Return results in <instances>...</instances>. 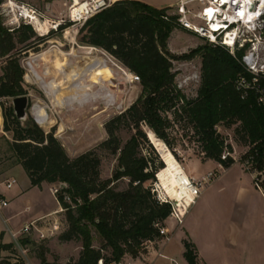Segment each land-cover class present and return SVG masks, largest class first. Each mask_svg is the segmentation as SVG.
<instances>
[{"label": "trees", "instance_id": "16d2710c", "mask_svg": "<svg viewBox=\"0 0 264 264\" xmlns=\"http://www.w3.org/2000/svg\"><path fill=\"white\" fill-rule=\"evenodd\" d=\"M170 10L121 0L80 30L86 33L83 43L104 49L137 75L142 92L129 109L106 123L105 141L74 159L67 155L53 131L46 132L31 118L22 125L12 105L6 106L8 99L27 95L23 87L25 70L17 57L18 45L29 43L36 34L29 26L10 33L0 18V61L5 63L0 77L4 119L0 139L13 134V142L7 141L14 154L13 166L24 168L32 187L61 185L57 199L66 210L69 226L61 240L83 243L81 257L73 264L121 262L126 255L137 256L143 246L159 238L157 225H165L171 206L161 204L152 194L150 184L156 182L166 164L147 132L162 140L175 155L169 133L174 123L169 113L184 120L197 136L204 160H221L226 139L217 130L220 125L238 124L243 145H254L263 137V111L256 98L250 95L243 100L235 87L237 77L244 72L239 62L242 53L234 57L224 47L209 44L184 55L182 59L203 57L201 85L195 99H188L178 88L172 60L179 58L168 49L170 36L178 25L176 16L167 17ZM32 44L26 46L31 48ZM260 83L264 86V79ZM125 129L132 136L122 145L118 134ZM258 149L262 150L261 143ZM99 152H108L117 160L110 179L101 180ZM125 179L129 181L128 188L118 191L116 184ZM92 229L103 241L101 249L93 247ZM3 237L0 234V251L17 252L12 243L1 242ZM184 246L186 262L198 264L196 247L188 241H184ZM104 249L111 250L109 257L102 254Z\"/></svg>", "mask_w": 264, "mask_h": 264}, {"label": "rangeland", "instance_id": "374dc122", "mask_svg": "<svg viewBox=\"0 0 264 264\" xmlns=\"http://www.w3.org/2000/svg\"><path fill=\"white\" fill-rule=\"evenodd\" d=\"M18 1L39 7L45 6V3L42 2V0ZM178 1L179 0H177V2ZM49 3L54 5V10L57 13L63 9L60 2L50 1ZM176 11L177 10L174 7L167 13L171 16H175ZM85 34V32L79 33L76 37L75 43L65 40L63 34H58L50 35L45 38L36 35L29 42L33 43L31 48L26 46L29 43L18 45L19 50L17 57L21 66L25 68V79H27V81L24 79L23 87L27 91V95L30 97L31 101L28 119L31 118L36 125L46 132L53 131L55 137L64 147L67 155L72 159L85 152L94 150L103 141H105L108 138V134L105 129L106 123L129 109L142 92L140 82L131 83L129 78V74L131 72L114 56L104 49L82 42ZM209 44L211 43L207 40H204L191 32L183 30L180 27H177V29H175L170 36L168 43L169 52L179 58L177 60H172L173 72L176 73V83L178 88L188 99H195L198 95L202 79L203 57L201 55H196L192 59H182V57L184 55H189L194 50ZM53 47L60 48V50H63L66 54L72 52L74 53V55L70 56V62L74 63L67 65V68L64 70V75L67 77L65 82H56V86H60V88L64 91V100H67L70 96L80 98L84 96V94L87 93L88 95L90 93L88 96L90 100L87 103H75L72 106L63 104L54 106L56 102L53 101V98H51L48 94V88H46L32 73L30 67L28 66L30 58L33 55L36 56L45 53ZM90 48H93L94 51L89 50ZM76 56H79L78 60L76 59ZM94 58L103 62L100 73L103 75L102 77H105V79L102 77L99 78V75H97L95 83L92 86V80L89 76L78 79L76 75L80 73L84 65L92 62ZM4 66V61H0V77L3 75ZM37 69L41 74L45 75V80L47 82L52 80V71L50 70L51 68L49 63L40 61ZM105 82L108 85V89L105 88ZM101 94H104V96L101 97ZM8 100L9 102L6 106L11 105V99ZM37 104L47 106L52 109L49 112V125H41L33 119V109ZM168 117L174 123L173 129H171L169 133L175 144V155L171 152L170 153L180 163L181 167L185 168L186 163L190 159L197 158L204 160L198 138L190 127H188L185 121L175 118L171 113L168 114ZM2 124L4 127L0 108V126H2ZM3 127L0 129L3 130ZM238 127V124L229 127L223 124L218 127V130L221 135L228 140L230 144L233 143V145L240 152L242 150L240 146L243 144L240 141L241 135L237 133ZM149 134H151V132H149ZM118 135L122 145H124L131 138L132 132L125 129L121 130ZM5 136L6 139H0V182L3 184L5 183L6 185L8 180L6 173L10 169L14 168L13 164L15 160L14 154L10 150L7 142H13V134L7 133ZM99 154L102 160L100 167L101 180L110 179L117 167V160L108 152H99ZM192 165L197 166L199 172L201 173H205L214 168V164L212 163L205 164L197 160H195ZM226 172L224 173L225 175L223 174L224 178L222 180L215 181L211 184V186H209L206 194L208 203L206 205L202 204L201 198L200 200H197L198 204L191 208V212L193 214L197 213V216H193V214H191V219L197 217L204 221L206 220L212 222L220 219H231L239 213V216L241 215L251 221L254 220L255 231H259V236L255 237L256 239H259V247L256 248V252H260V263L264 264V199L262 196L258 197L257 194H253V196L250 197V206L247 204L243 205L247 207L245 208L244 213V207H241L242 203L240 202L245 197H248V193L251 192L253 188L256 192L258 190L254 186L251 175L243 170L240 165H233L229 171ZM15 173L18 175L20 181L12 190L4 188L7 192L18 189L25 181V177H27V173L23 167L18 168ZM160 173L156 178V182L150 184L153 197L156 200H158V198L168 197L165 195L166 193L162 188ZM128 183L129 181L125 179L118 182L115 187L118 191H124L128 188ZM163 192L164 196H162ZM34 193L35 194L32 196L37 203L35 210L38 213H42V215L46 214L45 217L48 221V224L41 223L43 231H46L47 227H53L56 225L57 233L54 236H50L45 239L40 238L36 231H32L29 235L22 236L20 239L21 247H19V249L17 248V252L12 253L11 251H0V264L77 263L83 252L82 241L61 240V236L69 228L66 219V210L62 208L63 210L59 213L47 215L50 212L49 210L54 208L55 203H57L56 198L58 193L53 194L52 191L47 194H41L38 191ZM66 201L69 202V199L66 198ZM201 209L202 211L200 212ZM184 222H186L185 226L187 227L188 218H185ZM0 224L5 227L1 217ZM165 225L167 224L165 223ZM252 225L253 223L250 225V229L253 228ZM92 234L94 237L93 247L97 250L101 249L103 247L102 239L94 229H92ZM27 239H29V243L24 242V240ZM1 242L7 244L4 240ZM147 249L146 244L139 250L137 256L126 255V258H124L121 262L123 264H127L126 260L133 259L138 261L143 256L145 257L148 252ZM102 254L109 257L111 255V250L104 249Z\"/></svg>", "mask_w": 264, "mask_h": 264}, {"label": "built area", "instance_id": "2783aa9c", "mask_svg": "<svg viewBox=\"0 0 264 264\" xmlns=\"http://www.w3.org/2000/svg\"><path fill=\"white\" fill-rule=\"evenodd\" d=\"M50 1L60 2L63 9L57 13ZM118 1L120 0H42L45 6L39 7L18 0H2L0 18L3 27L10 33L22 26H29L40 37L63 34L65 40L75 43L80 30L90 19ZM175 8L178 27L213 45L224 47L234 57L237 53H242L239 62L244 72L237 77L235 87L243 100L250 95L256 98L263 111L264 124V86L260 83L264 79V0H179ZM169 16L171 15L167 13V17ZM23 69L25 70L24 67ZM129 78L131 83L140 82V78L133 73L129 74ZM32 116L38 123L33 113ZM260 143L262 150L258 149ZM240 147L242 150L239 152L233 143L225 140L224 152L220 162H217V168L209 172L202 182L189 177V185L185 184L191 197L189 205L169 197L158 198L161 204L171 206L169 218L178 226L183 225L189 210L202 195L204 186L218 179L228 169L227 165H240L251 175L255 188L264 193V131L259 143ZM15 184L16 180L12 179L6 182V187L11 189ZM56 185L51 189L53 194L59 193L61 189V185ZM6 207L8 201L0 196V212ZM41 223L48 224L46 217L31 221L21 231L11 233L12 244L17 251L21 247L22 236L29 235L32 231H36L43 239L57 233L56 225L43 231ZM157 226L160 236L156 241L170 242L167 226ZM98 264H104L103 260ZM108 264L123 263L112 261Z\"/></svg>", "mask_w": 264, "mask_h": 264}, {"label": "crops", "instance_id": "0c3cea01", "mask_svg": "<svg viewBox=\"0 0 264 264\" xmlns=\"http://www.w3.org/2000/svg\"><path fill=\"white\" fill-rule=\"evenodd\" d=\"M132 1H139L156 9H173L177 4V0ZM2 127L3 124L0 128ZM195 160L201 161L205 164L212 163L214 164V168L205 173H201L199 172L197 166L192 165ZM20 167L22 166L17 165L6 173V177L8 179L7 181L12 179L16 180V184L13 185L11 189H8L5 183L3 184L0 182V196L2 199L8 201V207L0 212V217L5 225V227H3L0 224V234L4 235L3 240L7 244L12 243L11 233H17L21 231L25 224L46 216V214L42 215V213L36 212L35 209L37 203L36 200L33 199L32 195L35 194L34 192L36 191L41 194H47L48 192L51 193V189L54 186L43 184L41 188L32 187L30 178L27 175V177H25V181L18 189L7 192L4 188L12 190L20 181L18 175L15 173ZM216 168L217 162L197 158L188 160L185 166V170L189 176L195 181L201 182L209 172L215 170ZM230 168L226 171H229ZM225 172H223L218 179L204 186L202 195L198 199L200 200L202 198V204L206 205L208 203L206 194L209 186H211V184L215 181L222 180ZM257 192L253 188L251 192L248 193V197H243L244 199H242L240 203H242L241 207H244V213L245 208L247 207L243 205L247 204L250 206V197L253 196V194H257L258 197L262 196L264 199V193L261 191ZM56 201L57 203H55L54 208L50 209V212L47 215H53L63 210L57 198ZM197 204L198 203L196 201L194 205ZM201 211L202 209L200 212ZM191 214L193 213L190 209L186 217V219L188 218L187 227L185 226L186 222H184L183 225L178 226L175 221L168 219L166 221V226L170 233L171 241H152L147 243L148 252L145 257L143 256L140 258L138 260L139 263L137 260L133 259L126 260L127 264H174L173 262L176 264H188L184 258V241H188L196 247L198 264H261L260 252H256V248L259 247V239L255 238L256 236H259V231H255L254 220L251 221L241 215L239 216L238 213L231 219H220L210 222L197 217L191 219ZM193 216H197V213H194ZM252 223L253 228L250 229V225ZM124 258H126V256Z\"/></svg>", "mask_w": 264, "mask_h": 264}, {"label": "bare ground", "instance_id": "6f19581e", "mask_svg": "<svg viewBox=\"0 0 264 264\" xmlns=\"http://www.w3.org/2000/svg\"><path fill=\"white\" fill-rule=\"evenodd\" d=\"M89 50L94 51L93 48ZM74 55V53L66 54L60 48L53 47L51 50L39 54L33 55L28 62L29 67L34 74V76L46 87L48 88V94L53 101L56 102L54 106L59 104L72 106L73 104H84L87 103L89 99L90 93L80 98H74L70 96L67 100H64L63 93L64 91L60 88V86H56V82H65L67 78L64 75V70L67 68V65H71L73 63L70 62V56ZM76 59H79V56H76ZM40 61L47 62L50 65V70L52 71V80L47 82L45 80V75L41 74L38 71V65ZM75 61V60H73ZM103 62L98 61V59H93L92 62L84 65L79 74L76 75L78 79H82V77L89 76L92 80L91 85L93 86L95 83L96 76L99 75L101 78L103 75L100 73ZM105 79V77H102ZM79 85V84H77ZM105 88L108 89V85L105 82ZM92 96V95H91ZM104 94H101V97ZM53 106V107H54ZM52 109L47 106L35 105L33 109L34 117L37 119L38 123L41 125H49L50 124V116L49 112ZM149 138L154 145L155 149L158 153H160L162 159L166 163V168L160 173V182L162 184V188L169 198L184 203L186 206L189 205L191 197H189L187 193V187L185 184L189 185V175L187 174L184 167H181L180 163L173 157V155L168 150L167 146L160 139L154 137L152 134H149ZM164 196V194L162 195Z\"/></svg>", "mask_w": 264, "mask_h": 264}, {"label": "water", "instance_id": "95a60500", "mask_svg": "<svg viewBox=\"0 0 264 264\" xmlns=\"http://www.w3.org/2000/svg\"><path fill=\"white\" fill-rule=\"evenodd\" d=\"M11 105L13 107V110H14V113H15L17 120L22 125H25L26 122L28 121V116H29V111H30V106H31L30 97L28 95H23V96L12 98L11 99ZM147 135L149 138L148 132H147ZM159 155H160V153H159ZM161 159H162V157H161ZM163 162L165 163L164 160H163Z\"/></svg>", "mask_w": 264, "mask_h": 264}]
</instances>
